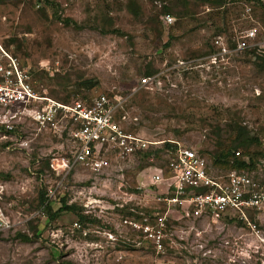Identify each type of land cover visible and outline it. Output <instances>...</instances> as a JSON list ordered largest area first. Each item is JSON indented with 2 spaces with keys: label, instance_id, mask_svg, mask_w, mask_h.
<instances>
[{
  "label": "rangeland",
  "instance_id": "rangeland-1",
  "mask_svg": "<svg viewBox=\"0 0 264 264\" xmlns=\"http://www.w3.org/2000/svg\"><path fill=\"white\" fill-rule=\"evenodd\" d=\"M223 1L0 0V55L18 60L38 94L64 103L122 95L128 129L161 151L146 160L135 155L100 177L56 173L50 163L66 148L35 135L19 110L12 135L0 132V210L9 221L0 229V264H264V207L250 215V226L168 215L160 252L134 225L164 212L148 180L164 170L165 144L197 150L213 166L239 126L258 139L247 154L263 170L264 0L246 7ZM249 28L257 29L249 48L211 63L216 36L227 41ZM147 76L158 86L140 87ZM42 194L52 213L65 201L85 221L78 212L51 220Z\"/></svg>",
  "mask_w": 264,
  "mask_h": 264
},
{
  "label": "built area",
  "instance_id": "built-area-1",
  "mask_svg": "<svg viewBox=\"0 0 264 264\" xmlns=\"http://www.w3.org/2000/svg\"><path fill=\"white\" fill-rule=\"evenodd\" d=\"M259 1L262 0H234L245 7ZM164 21L169 25L173 19L166 16ZM240 34L235 33L227 41L224 36L213 39V52L209 56L213 65L218 60L223 62L232 55L242 54L256 40L257 29L249 28ZM158 83L154 77L147 76L139 85L158 86ZM126 102V97L114 94H100L71 103L53 100L35 91L30 74L16 58L5 52L0 55V132L11 136L19 110H23L35 135L45 133L60 142L61 151L66 148V154L53 158L50 163L56 173L69 174L81 169L94 177L104 176L114 167H120L119 163L160 145L128 129L131 122L126 123ZM19 138L20 145L28 144ZM174 145L176 150L169 152L164 170L162 167L154 170L148 180L164 212L152 213L150 218L134 224L145 240L151 241L160 252L167 217L173 214L180 219L212 223L226 219L250 226V215L264 207V167L250 172L223 171L210 166L201 152ZM8 224L0 210V229L9 228Z\"/></svg>",
  "mask_w": 264,
  "mask_h": 264
},
{
  "label": "trees",
  "instance_id": "trees-1",
  "mask_svg": "<svg viewBox=\"0 0 264 264\" xmlns=\"http://www.w3.org/2000/svg\"><path fill=\"white\" fill-rule=\"evenodd\" d=\"M205 2L209 3L210 0H205ZM224 3L225 2L223 0H215L213 4L221 5ZM257 3L259 4V2ZM232 133H234L233 138L230 140V141H233L232 146L229 147L225 152L215 155V160L212 163V165L214 167H222V168H227V169L229 168V169H235L239 171H248V172L256 169V165L253 162H251V160L248 159L250 158L249 157L250 155L247 154L248 153L247 150H249V148L252 145H259L258 139L256 137H250L247 131L244 128L239 127V126H236V128L232 129ZM239 149L243 151V154H245L243 156H245L247 160L243 156H241V153L238 151ZM165 150L168 152H173L174 150H176V146L165 144ZM160 152H161L160 150H156V151L150 150L147 153L143 154V158H145V160L150 157L158 158V155ZM236 152L239 153L238 157L235 156ZM0 178H1V174H0ZM39 199H40L41 206H43L44 212L46 213L48 218H50L51 220L56 219V217H58L62 213L68 212V213L75 214L76 212L80 211V209H77L76 206H67L65 201H63L61 204V208L58 209L55 213H52L50 209V204L47 198L44 197V194H42L39 197ZM77 214L78 215L76 216L78 220L85 221V218L81 216L79 212ZM18 237H21L23 241H27V238H25L24 236L18 235Z\"/></svg>",
  "mask_w": 264,
  "mask_h": 264
},
{
  "label": "clouds",
  "instance_id": "clouds-1",
  "mask_svg": "<svg viewBox=\"0 0 264 264\" xmlns=\"http://www.w3.org/2000/svg\"><path fill=\"white\" fill-rule=\"evenodd\" d=\"M2 133H6V132L2 131ZM6 135H7V134H6Z\"/></svg>",
  "mask_w": 264,
  "mask_h": 264
}]
</instances>
